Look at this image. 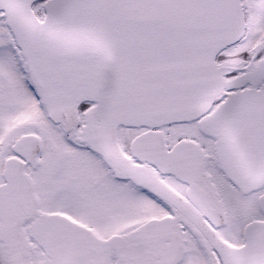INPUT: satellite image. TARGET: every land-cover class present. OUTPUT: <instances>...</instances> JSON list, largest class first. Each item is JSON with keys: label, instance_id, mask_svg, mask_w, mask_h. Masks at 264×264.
<instances>
[{"label": "snow or ice", "instance_id": "snow-or-ice-1", "mask_svg": "<svg viewBox=\"0 0 264 264\" xmlns=\"http://www.w3.org/2000/svg\"><path fill=\"white\" fill-rule=\"evenodd\" d=\"M0 264H264V0H0Z\"/></svg>", "mask_w": 264, "mask_h": 264}]
</instances>
